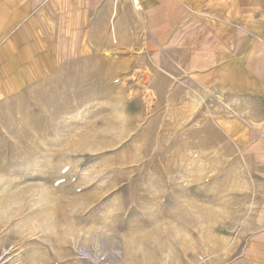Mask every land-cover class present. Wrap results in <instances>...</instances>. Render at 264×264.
Returning a JSON list of instances; mask_svg holds the SVG:
<instances>
[{"label": "rangeland", "instance_id": "1", "mask_svg": "<svg viewBox=\"0 0 264 264\" xmlns=\"http://www.w3.org/2000/svg\"><path fill=\"white\" fill-rule=\"evenodd\" d=\"M48 35L43 76L0 96L7 264H264V158L233 144L221 97L148 34L127 53L91 34L95 54Z\"/></svg>", "mask_w": 264, "mask_h": 264}, {"label": "crops", "instance_id": "2", "mask_svg": "<svg viewBox=\"0 0 264 264\" xmlns=\"http://www.w3.org/2000/svg\"><path fill=\"white\" fill-rule=\"evenodd\" d=\"M48 34H87L88 54L91 34L108 53L129 52L123 34L144 52L148 34L147 52L167 54L174 77L221 97L233 144L264 158V0H0V96L43 76L57 55Z\"/></svg>", "mask_w": 264, "mask_h": 264}, {"label": "built area", "instance_id": "3", "mask_svg": "<svg viewBox=\"0 0 264 264\" xmlns=\"http://www.w3.org/2000/svg\"><path fill=\"white\" fill-rule=\"evenodd\" d=\"M7 255H9V252H5L4 254H2V256H0V264H7V262H9L12 259V256L9 257Z\"/></svg>", "mask_w": 264, "mask_h": 264}]
</instances>
